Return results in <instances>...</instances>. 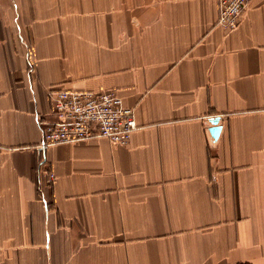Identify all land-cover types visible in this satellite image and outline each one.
<instances>
[{
    "label": "crops",
    "instance_id": "obj_1",
    "mask_svg": "<svg viewBox=\"0 0 264 264\" xmlns=\"http://www.w3.org/2000/svg\"><path fill=\"white\" fill-rule=\"evenodd\" d=\"M218 8L0 0V264H264V0ZM60 88L117 90L130 142L40 147Z\"/></svg>",
    "mask_w": 264,
    "mask_h": 264
},
{
    "label": "built area",
    "instance_id": "obj_2",
    "mask_svg": "<svg viewBox=\"0 0 264 264\" xmlns=\"http://www.w3.org/2000/svg\"><path fill=\"white\" fill-rule=\"evenodd\" d=\"M250 0H219L217 23L226 29L236 28ZM54 119L43 123L40 147L106 138L127 145L138 128L134 108L127 106L115 89L50 92ZM44 169V167H43ZM50 180L55 178L49 172Z\"/></svg>",
    "mask_w": 264,
    "mask_h": 264
},
{
    "label": "water",
    "instance_id": "obj_3",
    "mask_svg": "<svg viewBox=\"0 0 264 264\" xmlns=\"http://www.w3.org/2000/svg\"><path fill=\"white\" fill-rule=\"evenodd\" d=\"M211 122L212 126L210 128V132L212 137L216 140L221 133L222 126L219 124V117L212 118Z\"/></svg>",
    "mask_w": 264,
    "mask_h": 264
}]
</instances>
